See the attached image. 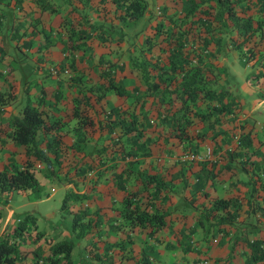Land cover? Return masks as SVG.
<instances>
[{"label": "rangeland", "instance_id": "obj_1", "mask_svg": "<svg viewBox=\"0 0 264 264\" xmlns=\"http://www.w3.org/2000/svg\"><path fill=\"white\" fill-rule=\"evenodd\" d=\"M44 1L52 4L55 12L39 11L31 0H0V169L21 163L23 149L14 147L7 138L10 129L6 121L20 116L26 97L46 113L49 122L60 123L57 135L62 155L59 164L48 170L43 163L35 162V190L0 193V237L16 244L18 261L41 264L49 245L69 239L74 243L72 264H243L247 250L240 241L232 247L233 238L243 227L249 238L264 237V74L257 77L264 73V67L249 60L245 51L252 44L244 41L238 44L242 36L232 30L222 34L219 42L210 43L208 54L204 56L217 84L237 90L236 115L230 120L234 129L218 134L216 128L221 131L230 126L220 128V125L195 122L194 118L188 128L192 136L189 141L167 137V132L154 140L152 133L153 143L161 148L155 145L151 154L137 158L123 172L122 179L128 190L141 187L144 176L140 172L156 173L167 186L159 202L166 213L165 226L152 238L145 230L129 229L122 223L116 198L122 192L106 197L102 183L90 192L84 190L87 180L81 181L74 167L100 149L107 133L96 125L79 127L72 111L78 100L80 109L91 106L102 110L96 116L88 110L95 120L102 119L110 107L127 110L134 107V113L139 116L148 109L149 115L154 116L150 98L139 100L143 103L142 109L134 105V98L143 94V82L141 73L129 70V58L138 60L141 53L149 51L153 27H164L158 39L167 36L170 25L166 19L182 16L187 2L143 0L141 14L130 19L133 5L129 0ZM254 1L241 0L238 5L251 6ZM260 4L251 6L246 13L264 21V0H260ZM77 15L100 25L108 35L106 40L86 41L78 51L64 50L63 18L66 16L71 21ZM155 45L157 49L152 46V55L162 52L160 47L166 49L165 41ZM257 47V53L264 55V43ZM107 69L123 85L126 96L117 97L108 91L96 102L101 75ZM83 91L88 98H82ZM155 122L162 121L156 118ZM242 125L244 132L251 129L252 145L241 158L230 162L229 153L238 143L241 136L238 127ZM202 132L207 136L200 139L197 134ZM52 136L43 138L38 133L35 143L42 148L44 139ZM126 162L130 160L114 158L108 165H125ZM119 167L110 169L118 171ZM67 192H85L89 207L99 206L100 222L80 238L72 232L71 214L67 212L74 211L76 204L69 201L63 210L59 209ZM219 196L230 197L232 210L238 214L231 223L220 224L228 227V234L213 236L215 219L199 215ZM26 213L35 216V225H28L25 232L14 237L13 229ZM198 218L204 222V228L197 225ZM37 232H41V236L36 240Z\"/></svg>", "mask_w": 264, "mask_h": 264}, {"label": "trees", "instance_id": "obj_2", "mask_svg": "<svg viewBox=\"0 0 264 264\" xmlns=\"http://www.w3.org/2000/svg\"><path fill=\"white\" fill-rule=\"evenodd\" d=\"M31 2L41 12L53 13L56 10L52 4L44 0H31ZM129 2L133 5L129 18H137L145 2L143 3V0H129ZM186 2L187 8L182 16H170L166 19L170 25L167 36L158 39L161 34L159 31L164 27L161 25L153 27L152 39H149L153 42L148 47L149 51L141 53L138 60L137 57L129 58V70L135 69L141 73L143 82V94L140 98H134V105L142 109L143 103L139 100L145 101L150 98L152 105L150 109L154 110V116L149 115L148 109L139 116L134 113V107L132 110L110 107L102 119L95 120L88 114V110L91 109L94 116L102 110L91 106L80 109L81 102L78 100L72 111V115L78 119L79 127L96 125L101 131L107 133V139L100 149L89 154L87 160L74 167L79 179L87 180L88 186H84V190L90 192L97 184L102 183L106 197L114 192H122L116 197L122 223L129 229L145 230L148 237L152 238L165 226L166 213L161 210L159 202L162 194L167 192V186L156 173L140 172L144 176L140 181L141 187L128 190L124 184L125 179H122L123 172L127 167H131L137 158L151 154L155 145L161 148L153 143L152 133H154L153 137H156L154 140L167 132V137L178 141H189L192 136L188 128L194 123V118L195 122L220 125V128L225 125L230 126L229 129L221 131L216 128L218 134L228 133L235 128L230 120L233 119L231 116L236 115L234 110L237 103V90L232 91L228 86L218 85L211 76L204 57L208 54L206 50L210 43L219 42L222 34H228L232 30L239 31L238 36L241 35L242 39L238 44L242 41L252 44L247 46L245 51L249 55V60L253 64L264 67V55L257 53L259 51L257 46L264 43V21L259 17L253 19L252 13H246L251 6L255 4L260 6V0H255L253 5L246 7L238 5L241 0H186ZM63 19L65 38L62 41V48L64 50L78 51L83 48L86 41L91 42L94 39L105 41L108 37L100 25H94L84 16H73L71 21L66 19V16ZM217 31L219 32L216 36ZM163 41L166 42L165 51L164 47H160L162 52L152 55V46L156 48L155 43L159 44ZM235 48L239 46L235 45ZM223 54L225 55V51ZM263 74L261 72L257 77ZM108 91L117 97L126 96L123 85L116 80L110 69L101 75L95 97L96 102H99ZM82 98H88L85 91ZM138 103L140 104L137 105ZM189 117L191 120L187 119ZM156 118L162 122L156 123ZM6 124L10 129L6 135L7 138L14 147L23 149V157L20 165L11 163L9 169H0V193L35 190L37 184L34 175L35 162L43 163L48 170L60 162L61 141L57 135L60 123L49 122L46 119V113L26 97L20 116L10 117ZM244 128L243 125L238 127L241 136L229 153L228 161L230 162L241 158L252 145L251 129L244 132ZM38 133L43 138L49 134L53 135L51 139H44L42 148L35 143ZM197 136L202 139L207 134L202 132ZM114 158H128L130 162H126L127 165L116 163L108 165L109 160ZM116 166H120L118 171L110 169ZM229 168L231 169L232 166ZM108 174L111 176L108 177ZM142 196L144 200H140ZM69 201L77 206L74 211L67 210L71 214V230L76 238L83 237L100 222L97 217L99 206L90 208L88 195L85 192H67L61 199L59 209L63 210ZM232 202L230 197L219 196L214 198L210 207L204 211L206 216L200 213L201 217L209 216L215 219L213 236L216 233L220 236L228 234V227L223 228L220 224L231 223L236 218L238 213L232 210ZM196 221L200 228H204V222L200 218ZM35 222V216L26 213L17 221L12 235L20 236L26 231L28 225H35ZM40 236L41 232H37L35 239L37 240ZM237 241H240L247 250L243 264H264V237L249 238L243 227L241 233L233 238L231 246L233 247ZM73 248L74 243L69 239L56 241L49 245L47 254L41 257V264H72ZM18 259L19 251L16 244L7 238L0 237V264H23Z\"/></svg>", "mask_w": 264, "mask_h": 264}, {"label": "crops", "instance_id": "obj_3", "mask_svg": "<svg viewBox=\"0 0 264 264\" xmlns=\"http://www.w3.org/2000/svg\"><path fill=\"white\" fill-rule=\"evenodd\" d=\"M0 46H1V36H0ZM262 107V106H261Z\"/></svg>", "mask_w": 264, "mask_h": 264}]
</instances>
